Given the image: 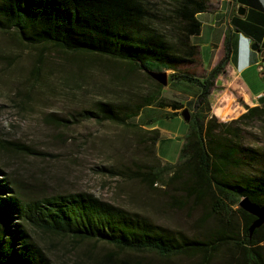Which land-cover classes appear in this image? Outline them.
Wrapping results in <instances>:
<instances>
[{
  "label": "trees",
  "instance_id": "1",
  "mask_svg": "<svg viewBox=\"0 0 264 264\" xmlns=\"http://www.w3.org/2000/svg\"><path fill=\"white\" fill-rule=\"evenodd\" d=\"M210 9L209 0H0V32L39 51V63L53 52L77 55L110 76L98 86L100 98L73 117L123 128L140 156L103 172L160 186L167 200L203 212L202 231L190 235L88 192L26 199L0 165V264H56L50 245L66 243L94 247L78 264H212L224 247L240 264H264V224L252 233L257 217L240 206L248 198L264 209V103L232 121L214 116L210 97L230 63L229 41L216 68L201 76L188 69L201 63L192 42L202 29L196 15ZM145 69L171 71L169 82L196 84L201 93L187 103L164 97ZM70 80L76 87L68 89H83ZM149 107L173 110L167 119L192 113L175 163L158 155L159 129L133 122ZM14 145L0 139V150ZM100 245L107 249L96 251Z\"/></svg>",
  "mask_w": 264,
  "mask_h": 264
},
{
  "label": "rangeland",
  "instance_id": "2",
  "mask_svg": "<svg viewBox=\"0 0 264 264\" xmlns=\"http://www.w3.org/2000/svg\"><path fill=\"white\" fill-rule=\"evenodd\" d=\"M45 58L39 63V51L27 48L10 33L0 32V139L16 143L0 150V165L15 183L16 191L26 199L88 192L142 212L160 225L190 235L199 234L201 209L192 204L182 208L174 200H167L160 186L152 189L103 172V167L128 165L131 158L140 156L136 140L123 128L94 120L77 122L73 117L83 106H90L100 98L98 86L110 76L77 55L53 52ZM260 65L264 67V62ZM190 71L201 75L198 68ZM74 77L82 84V90L67 88V83L73 85L70 79ZM178 88L188 94L201 91L196 84L170 81L164 97L182 101L180 96L169 92ZM157 113H142V119L145 121L146 116L153 114L151 117H154ZM133 122L141 124L142 120L136 118ZM153 122L167 129L162 133L161 153L172 163L177 162L183 138L177 137L176 121L157 117ZM21 146L37 153L27 154L19 149ZM87 248L94 249L91 244H83L76 251L70 243L50 245L49 249L56 264H78ZM106 249L100 245L95 250ZM182 264L188 262L182 261ZM212 264H240L239 255L224 247Z\"/></svg>",
  "mask_w": 264,
  "mask_h": 264
},
{
  "label": "crops",
  "instance_id": "3",
  "mask_svg": "<svg viewBox=\"0 0 264 264\" xmlns=\"http://www.w3.org/2000/svg\"><path fill=\"white\" fill-rule=\"evenodd\" d=\"M209 5L211 7L209 11L196 15L202 24V29L200 35L192 37L193 44L198 45L200 49L201 63L188 69L198 68L201 75L210 72L222 62L226 54L225 46L227 41L230 42L232 49L230 63L226 71L216 80L215 89L210 97L214 116L222 122H227L239 118L247 111V107L253 108L264 103L260 101L264 99L261 97L264 91V77H261V73L264 67L260 65L264 62V0H209ZM241 7L245 9L243 15L238 14ZM261 66L263 69L259 70ZM169 92L180 96L185 103L196 101L201 93L199 91L188 94L180 88ZM147 111L158 113L154 117H151L153 114L146 116L147 120L144 121L142 113ZM172 112L174 111L171 109L149 107L144 109L137 119L142 120L141 124L147 130L159 129L162 139V133L164 134L167 129L153 121ZM181 114L182 112L168 120L176 121L177 137L183 138L182 148L189 131V124L184 122ZM157 148L159 156L164 161L172 163L161 153L163 148L161 140Z\"/></svg>",
  "mask_w": 264,
  "mask_h": 264
},
{
  "label": "water",
  "instance_id": "4",
  "mask_svg": "<svg viewBox=\"0 0 264 264\" xmlns=\"http://www.w3.org/2000/svg\"><path fill=\"white\" fill-rule=\"evenodd\" d=\"M245 13V9L243 7L239 8V15H243ZM257 47V45H255ZM253 47V49L255 48ZM263 67H259V70H262ZM146 73L157 83L161 84L164 88H166L169 85V79H170V74L171 71H149L146 70ZM261 77H264V71L261 73ZM191 111L189 109H185L183 113L181 114L183 119L186 122L191 121ZM240 206L246 210V212L256 216V220L254 221L252 227H251V232L253 233L257 228H259L261 225L264 224V209L260 205L251 202L250 199L244 198L240 202Z\"/></svg>",
  "mask_w": 264,
  "mask_h": 264
},
{
  "label": "built area",
  "instance_id": "5",
  "mask_svg": "<svg viewBox=\"0 0 264 264\" xmlns=\"http://www.w3.org/2000/svg\"><path fill=\"white\" fill-rule=\"evenodd\" d=\"M261 97L264 98V91H263V93L261 94Z\"/></svg>",
  "mask_w": 264,
  "mask_h": 264
}]
</instances>
